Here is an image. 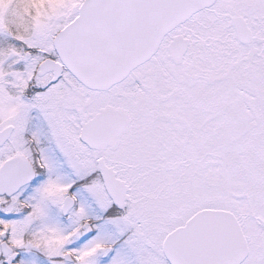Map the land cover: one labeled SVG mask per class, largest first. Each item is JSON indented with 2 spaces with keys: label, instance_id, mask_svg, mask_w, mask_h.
Here are the masks:
<instances>
[{
  "label": "snow or ice",
  "instance_id": "6c2138e0",
  "mask_svg": "<svg viewBox=\"0 0 264 264\" xmlns=\"http://www.w3.org/2000/svg\"><path fill=\"white\" fill-rule=\"evenodd\" d=\"M0 264H264V0H0Z\"/></svg>",
  "mask_w": 264,
  "mask_h": 264
}]
</instances>
